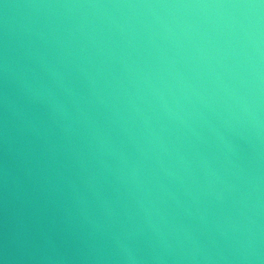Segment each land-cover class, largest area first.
<instances>
[{
	"label": "water",
	"instance_id": "obj_1",
	"mask_svg": "<svg viewBox=\"0 0 264 264\" xmlns=\"http://www.w3.org/2000/svg\"><path fill=\"white\" fill-rule=\"evenodd\" d=\"M0 264H264V0H0Z\"/></svg>",
	"mask_w": 264,
	"mask_h": 264
}]
</instances>
